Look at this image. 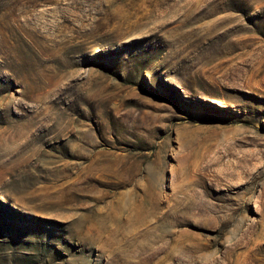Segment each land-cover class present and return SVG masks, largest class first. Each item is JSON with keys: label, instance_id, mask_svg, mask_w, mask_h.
I'll use <instances>...</instances> for the list:
<instances>
[{"label": "rangeland", "instance_id": "rangeland-1", "mask_svg": "<svg viewBox=\"0 0 264 264\" xmlns=\"http://www.w3.org/2000/svg\"><path fill=\"white\" fill-rule=\"evenodd\" d=\"M0 264H264V0H0Z\"/></svg>", "mask_w": 264, "mask_h": 264}]
</instances>
